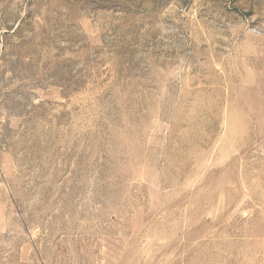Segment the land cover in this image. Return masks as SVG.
Here are the masks:
<instances>
[{
    "label": "rangeland",
    "instance_id": "obj_1",
    "mask_svg": "<svg viewBox=\"0 0 264 264\" xmlns=\"http://www.w3.org/2000/svg\"><path fill=\"white\" fill-rule=\"evenodd\" d=\"M0 264H264V0H0Z\"/></svg>",
    "mask_w": 264,
    "mask_h": 264
}]
</instances>
